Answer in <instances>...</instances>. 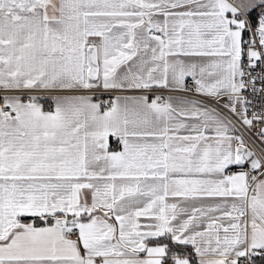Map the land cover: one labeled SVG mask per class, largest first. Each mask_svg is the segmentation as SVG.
Returning a JSON list of instances; mask_svg holds the SVG:
<instances>
[{"label": "snow or ice", "instance_id": "6c2138e0", "mask_svg": "<svg viewBox=\"0 0 264 264\" xmlns=\"http://www.w3.org/2000/svg\"><path fill=\"white\" fill-rule=\"evenodd\" d=\"M0 264H264V0H0Z\"/></svg>", "mask_w": 264, "mask_h": 264}]
</instances>
